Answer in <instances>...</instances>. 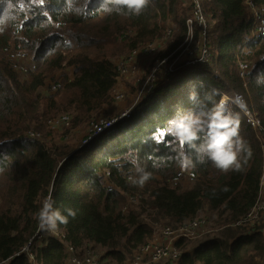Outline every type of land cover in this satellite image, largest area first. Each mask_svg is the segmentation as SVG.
Returning a JSON list of instances; mask_svg holds the SVG:
<instances>
[{
  "label": "trees",
  "instance_id": "trees-1",
  "mask_svg": "<svg viewBox=\"0 0 264 264\" xmlns=\"http://www.w3.org/2000/svg\"><path fill=\"white\" fill-rule=\"evenodd\" d=\"M201 5L213 65L204 67L217 79H200L191 91L197 97L183 96L179 111L206 115L221 98L217 90L244 96L260 125L259 138L240 127L251 150L240 172L224 174L210 162L201 164L187 147L194 167L182 170L179 145L166 132L177 113L160 104L142 112L146 100L108 130L135 125L114 153L79 157L89 139L121 115L104 124L96 120L115 102L117 47L122 57L171 32L161 59L173 62L201 41L200 27L188 25L189 0H153L140 15L109 11L108 0H0V264H31L16 258L31 240L39 264H67L71 249L79 256L99 252L101 264H125L154 241L159 227L180 230L202 218H208L207 227L175 240L178 259L170 255L156 264H264V212L250 218L264 193V36L251 41L253 10L264 13V0ZM107 47L114 51L106 53ZM60 115L70 125L62 131L52 128ZM247 126L252 130V123ZM76 131L88 139L84 145ZM137 164L152 174L143 186L130 180L139 177ZM48 197L62 215L76 212L59 225V237L38 225L36 214Z\"/></svg>",
  "mask_w": 264,
  "mask_h": 264
},
{
  "label": "rangeland",
  "instance_id": "rangeland-1",
  "mask_svg": "<svg viewBox=\"0 0 264 264\" xmlns=\"http://www.w3.org/2000/svg\"><path fill=\"white\" fill-rule=\"evenodd\" d=\"M103 0H95L96 4H100ZM192 14V13H191ZM190 14V16H191ZM207 22L209 24L208 18ZM170 30V29H169ZM173 31V29H172ZM169 32L167 33V37L164 35L162 36L163 39L152 43L154 52L150 55H145L143 52L145 51L146 47L140 48L134 52H136V57L133 62V67L125 72L122 73L118 70V79L115 90L113 92V99L114 104L112 107L107 108L105 111L101 112L97 117V123L104 124L109 120V118L114 113H121V117L124 116L128 110H124L129 103H135L132 107H135L136 104L142 101L145 97L147 101L142 110L144 112L149 106L153 107L157 104L163 105L164 108H170L174 114H176L180 109V102L183 99V96L189 95L192 91L194 86H200L198 82L200 79L207 78V79H217L216 76H211L212 71L205 69L204 65H210L212 67V59L210 56V51L207 48V56L203 59V61L194 64H188L189 60L194 59L197 55V51H199L201 41L196 44H191L190 48L186 49L181 56L178 58H173V62H170V59L162 60L161 57L163 52L167 50L169 45ZM195 45V46H193ZM49 47V48H47ZM50 46H46L44 56H47L50 52ZM113 48H108L106 53L110 54L113 52ZM133 52V53H134ZM128 52L125 56L119 57V47L116 48L114 51V59L115 64L118 65L122 64V61L129 55ZM130 54L128 56H131ZM128 61V60H127ZM124 63V62H123ZM119 65V66H120ZM183 67V68H180ZM135 69V70H134ZM183 69V70H182ZM190 69V70H188ZM181 70V71H180ZM180 71V72H179ZM144 93L142 97L140 94ZM217 93L221 94V98L218 103L221 102V99L224 95H227L233 99H237L240 104L243 106V109H239L238 106L228 107L227 110L231 114H238L240 119V127L244 129L251 138L254 136L259 138L258 134L256 133V128L253 125L252 130L248 128L247 124L251 125V119L248 116L250 114V108L248 100L240 95L236 94L235 91L232 89L227 91L217 90ZM233 93V94H231ZM47 95L49 93H46ZM144 100V101H145ZM143 101V102H144ZM159 102V103H157ZM217 103V104H218ZM140 112V113H142ZM254 117V115H253ZM134 119V118H132ZM136 124H142L141 121L138 120ZM253 124V123H252ZM168 125V124H167ZM135 125L128 124V126H123L124 129L119 130V127L108 131L102 138L88 142L87 146H89L84 152L80 154L79 157L94 159L95 157L101 156L108 151H114L119 147V138H128L131 134L128 131L133 128ZM70 127L69 119H66V115H60L53 123L52 128L60 129L61 131ZM94 128V127H93ZM119 131V133H118ZM79 139V143L82 142L83 145L88 141L85 138V134L81 131H76L74 133ZM117 138L115 141L113 139ZM6 148H4L5 150ZM89 151H91V155H88ZM264 168V164H263ZM263 178V186H264V177ZM83 182L86 179V176L82 177ZM264 205V193L261 195V201L258 206ZM264 212V211H263ZM252 219L253 214H251ZM209 224V221H208ZM164 227H159L156 232V237L154 241L157 242H164L167 240L172 241L169 238H164L161 236L160 231L163 230ZM54 236L59 237L60 232L57 230L53 233Z\"/></svg>",
  "mask_w": 264,
  "mask_h": 264
},
{
  "label": "clouds",
  "instance_id": "clouds-1",
  "mask_svg": "<svg viewBox=\"0 0 264 264\" xmlns=\"http://www.w3.org/2000/svg\"><path fill=\"white\" fill-rule=\"evenodd\" d=\"M108 3L111 6L109 11L127 10L130 14L140 15L153 4V0H108ZM197 95L195 92L191 93L190 99L194 100ZM240 123L238 114L229 113L223 100L204 116L190 110L178 111L168 122L166 132L179 145V167L182 170L194 167L192 158L184 150L187 147L195 152L199 163L210 162L224 174L243 171L247 157L251 156V150L240 134ZM136 171L139 177H130L133 184L143 186L152 176L138 164ZM67 211L68 216L75 218L74 210ZM36 216L39 228L52 233L58 230L59 225H67L69 222L68 216L62 215L60 210L54 207L51 197L44 200Z\"/></svg>",
  "mask_w": 264,
  "mask_h": 264
},
{
  "label": "built area",
  "instance_id": "built-area-1",
  "mask_svg": "<svg viewBox=\"0 0 264 264\" xmlns=\"http://www.w3.org/2000/svg\"><path fill=\"white\" fill-rule=\"evenodd\" d=\"M193 5V11L190 16V19L188 20V25L190 27L197 25L201 29V45L199 48V51H197L196 57L194 59L189 60L188 64H194L199 63L203 61L204 58L207 56V17L204 14L201 0H189ZM254 14V25L256 27V31L253 33L251 37V41L259 40L262 36H264V13L259 11L258 9L253 10ZM60 27V26H57ZM171 35V32H169L168 36ZM189 39L192 40V35L189 37ZM153 45H149L146 47L145 51L143 52L145 55H150L154 52ZM23 57V55H20ZM19 56V57H20ZM136 57V52L132 53V55L129 57L128 61L122 63L119 66V69L122 73H125L129 71L133 67V62ZM242 69H246V67H243ZM24 70V69H22ZM135 70V69H134ZM243 77V73L241 74ZM250 117V121L253 123L254 127L258 129L260 123L258 119L253 117L252 113L248 114ZM113 125V122L106 123L104 129H109ZM100 130L97 132L99 133ZM96 133V134H97ZM251 138V136H250ZM263 177H264V168H263ZM262 186H263V178H262ZM264 188V186H263ZM264 211V205L263 206H257L253 211V218H257L258 212ZM208 226V218H202L193 222H190L185 228L180 230H175L173 228L166 227L163 230L160 231V234L164 238H169L172 241L168 240V242H157L153 241L150 244L144 246L139 253H137L134 257H130L127 259L125 264H156L160 263L163 260H166L168 256H172L174 259H178L179 253L174 248V242L176 239L180 237H187L189 235H192L195 231L203 229ZM49 235H54L52 232H49ZM37 237L39 240L43 238L42 233H38ZM61 238L63 236L61 235ZM37 245L34 243V240H31L30 243L23 248V250L16 255V258H22L25 257L30 260L31 264H39L36 261L35 257V250ZM71 251V257L67 264H101L102 255L99 252H93L88 251L84 256L77 255L72 249ZM11 260H8L4 264H10Z\"/></svg>",
  "mask_w": 264,
  "mask_h": 264
},
{
  "label": "water",
  "instance_id": "water-1",
  "mask_svg": "<svg viewBox=\"0 0 264 264\" xmlns=\"http://www.w3.org/2000/svg\"><path fill=\"white\" fill-rule=\"evenodd\" d=\"M145 98H146V97H145ZM145 98H144L142 101L138 102V103L136 104V106L133 107L131 110H129L124 116H122V117L120 116V117L114 119V120L112 121V122H113V125L111 126V128H112L114 125H117V124L121 123L123 120L130 118L134 113H136V112L140 109V107H141L143 101L145 100ZM111 128H109V129H111ZM109 129L107 128V129L101 130L99 133H97L96 135L92 136L91 139H89V142H90L93 138H95V137H99V136L102 135L104 132L108 131Z\"/></svg>",
  "mask_w": 264,
  "mask_h": 264
},
{
  "label": "bare ground",
  "instance_id": "bare-ground-1",
  "mask_svg": "<svg viewBox=\"0 0 264 264\" xmlns=\"http://www.w3.org/2000/svg\"><path fill=\"white\" fill-rule=\"evenodd\" d=\"M222 100L226 102V108L232 107V106H238L239 109H243V106L240 104V102L237 99L235 100V99H233V98H231V97H229L227 95H224L222 97L221 101ZM237 101L239 103H237Z\"/></svg>",
  "mask_w": 264,
  "mask_h": 264
},
{
  "label": "snow or ice",
  "instance_id": "snow-or-ice-1",
  "mask_svg": "<svg viewBox=\"0 0 264 264\" xmlns=\"http://www.w3.org/2000/svg\"><path fill=\"white\" fill-rule=\"evenodd\" d=\"M163 136H164V133L163 132L159 133V137H163Z\"/></svg>",
  "mask_w": 264,
  "mask_h": 264
},
{
  "label": "crops",
  "instance_id": "crops-1",
  "mask_svg": "<svg viewBox=\"0 0 264 264\" xmlns=\"http://www.w3.org/2000/svg\"><path fill=\"white\" fill-rule=\"evenodd\" d=\"M165 242H168V240H167V241H165Z\"/></svg>",
  "mask_w": 264,
  "mask_h": 264
}]
</instances>
